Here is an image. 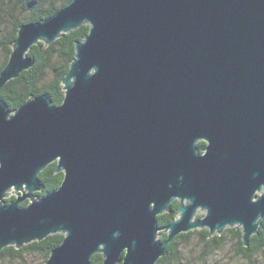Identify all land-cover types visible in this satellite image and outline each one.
I'll return each mask as SVG.
<instances>
[{
    "label": "water",
    "instance_id": "water-1",
    "mask_svg": "<svg viewBox=\"0 0 264 264\" xmlns=\"http://www.w3.org/2000/svg\"><path fill=\"white\" fill-rule=\"evenodd\" d=\"M82 25L59 106L0 99V250L61 233L44 264H155L180 233L234 226L248 245L264 218V0H71L19 27L0 90L33 45ZM52 162L62 182L39 198Z\"/></svg>",
    "mask_w": 264,
    "mask_h": 264
},
{
    "label": "trees",
    "instance_id": "trees-1",
    "mask_svg": "<svg viewBox=\"0 0 264 264\" xmlns=\"http://www.w3.org/2000/svg\"><path fill=\"white\" fill-rule=\"evenodd\" d=\"M71 0H0V71L6 64L11 52V45L17 36L19 27L23 24L40 22L64 6ZM89 26L82 25L79 28L62 34L49 45L42 42L33 45L27 53L33 60V65L23 71L17 78L8 81L0 90V99L6 103L9 109L14 110L28 98H34L47 93L53 106H59L64 97L62 79L68 71L70 62L75 54V42L81 41L88 33ZM204 142H198L201 152ZM42 189L35 195L42 198L53 193L61 184L62 172H56V162H52L38 175ZM15 199L10 196L5 199V204ZM29 201L20 202L19 206H25ZM179 202L173 200L170 210L157 216L160 228L169 224L178 214ZM196 215V218H200ZM233 241L234 251L241 258L243 264H264V218L257 232L253 234L248 245L242 241V232L239 227L226 229ZM196 234L199 243L204 249L202 255L208 256L207 251L221 248L227 241L224 234L209 235L207 229L192 230L178 234L166 247L164 254L155 264H177L179 253L176 242L180 239L188 242L192 235ZM63 234L56 233L48 235L41 241H33L20 248L6 246L0 250V264H13L22 262L27 257L38 256L44 264L53 248L57 247ZM166 234L161 239L164 240ZM206 259V260H205ZM206 264L207 258H204ZM103 258L99 253L93 254L90 264H102ZM120 264V263H118Z\"/></svg>",
    "mask_w": 264,
    "mask_h": 264
},
{
    "label": "rangeland",
    "instance_id": "rangeland-1",
    "mask_svg": "<svg viewBox=\"0 0 264 264\" xmlns=\"http://www.w3.org/2000/svg\"><path fill=\"white\" fill-rule=\"evenodd\" d=\"M205 143V142H204ZM14 190H10V196H14ZM198 215L203 216L205 211L198 210ZM234 227H226L222 234L226 235L227 241L225 244L214 251H207L208 256L204 257L202 255L203 248L199 243L197 235L194 234L189 238L188 242H184L183 240H179L176 242L178 253H179V262L177 264H203L204 258H207L206 264H243V261L239 256L236 255L234 251L233 241L231 240L230 233L226 232L228 228H236ZM201 230V229H195ZM163 234H166L164 230H160L158 232V237H162ZM41 261L38 256L27 257L22 262H14L13 264H39ZM44 262V261H43Z\"/></svg>",
    "mask_w": 264,
    "mask_h": 264
},
{
    "label": "flooded vegetation",
    "instance_id": "flooded-vegetation-1",
    "mask_svg": "<svg viewBox=\"0 0 264 264\" xmlns=\"http://www.w3.org/2000/svg\"><path fill=\"white\" fill-rule=\"evenodd\" d=\"M199 142H204V141H199ZM197 145H198V143H197ZM206 145V144H205ZM205 147V146H204ZM204 151V148L202 149V151H201V153Z\"/></svg>",
    "mask_w": 264,
    "mask_h": 264
},
{
    "label": "bare ground",
    "instance_id": "bare-ground-1",
    "mask_svg": "<svg viewBox=\"0 0 264 264\" xmlns=\"http://www.w3.org/2000/svg\"><path fill=\"white\" fill-rule=\"evenodd\" d=\"M192 231V230H191Z\"/></svg>",
    "mask_w": 264,
    "mask_h": 264
}]
</instances>
